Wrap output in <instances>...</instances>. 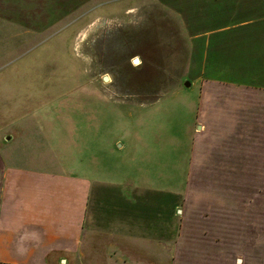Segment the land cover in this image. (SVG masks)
I'll return each mask as SVG.
<instances>
[{"label": "rangeland", "instance_id": "rangeland-1", "mask_svg": "<svg viewBox=\"0 0 264 264\" xmlns=\"http://www.w3.org/2000/svg\"><path fill=\"white\" fill-rule=\"evenodd\" d=\"M251 2L0 0V158L123 189L147 225L169 216L175 264H264V161H241L249 136L232 143L236 165H197L204 85H264Z\"/></svg>", "mask_w": 264, "mask_h": 264}, {"label": "crops", "instance_id": "crops-1", "mask_svg": "<svg viewBox=\"0 0 264 264\" xmlns=\"http://www.w3.org/2000/svg\"><path fill=\"white\" fill-rule=\"evenodd\" d=\"M251 3L250 11L258 15L247 20L245 33L249 36L252 29L264 36V0ZM262 50L264 46V54ZM204 90L208 129L201 142L207 146L199 145L197 165H236L232 143L243 133L249 138L241 161H264V85L220 83L204 85ZM216 142L222 145L217 159L216 150L207 149ZM124 183L120 181L118 188ZM93 184V179L72 180L45 170L12 171L0 158V264H175L169 216L164 224L154 220V226L147 225L141 206L135 211L126 208L123 189L105 192L94 190ZM164 189L167 193L168 187ZM29 228L39 229L43 240L20 256L16 241ZM153 229L161 231L160 237H154Z\"/></svg>", "mask_w": 264, "mask_h": 264}, {"label": "clouds", "instance_id": "clouds-1", "mask_svg": "<svg viewBox=\"0 0 264 264\" xmlns=\"http://www.w3.org/2000/svg\"><path fill=\"white\" fill-rule=\"evenodd\" d=\"M43 240V234L36 228H29L23 231L16 241V252L20 256L28 253L33 245H38Z\"/></svg>", "mask_w": 264, "mask_h": 264}, {"label": "flooded vegetation", "instance_id": "flooded-vegetation-1", "mask_svg": "<svg viewBox=\"0 0 264 264\" xmlns=\"http://www.w3.org/2000/svg\"><path fill=\"white\" fill-rule=\"evenodd\" d=\"M139 62H140L139 58L135 59V63H139Z\"/></svg>", "mask_w": 264, "mask_h": 264}, {"label": "water", "instance_id": "water-1", "mask_svg": "<svg viewBox=\"0 0 264 264\" xmlns=\"http://www.w3.org/2000/svg\"><path fill=\"white\" fill-rule=\"evenodd\" d=\"M106 80H109V77H106ZM188 86H190V84H188Z\"/></svg>", "mask_w": 264, "mask_h": 264}]
</instances>
